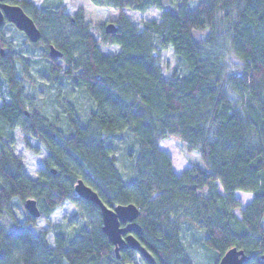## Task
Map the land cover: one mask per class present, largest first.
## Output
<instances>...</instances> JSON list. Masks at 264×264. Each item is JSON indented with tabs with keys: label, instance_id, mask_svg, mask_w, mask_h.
I'll use <instances>...</instances> for the list:
<instances>
[{
	"label": "trees",
	"instance_id": "1",
	"mask_svg": "<svg viewBox=\"0 0 264 264\" xmlns=\"http://www.w3.org/2000/svg\"><path fill=\"white\" fill-rule=\"evenodd\" d=\"M0 1L32 18L36 42L17 31L42 59L13 49L0 27V264L132 261L137 252L116 251L99 206L75 191L78 180L109 207L138 206L136 237L153 264H193L181 240L189 231L200 232L216 255L212 264L232 247L247 255L242 264H264V0H90L114 10L116 30L106 32L105 21L98 37L83 9L70 13L65 0ZM126 8L161 13L139 26ZM99 44L119 50L105 54ZM50 46L61 56L50 57ZM166 47L176 60L167 76L160 64ZM36 64L53 96L33 92ZM62 79L90 102L84 119L63 95L70 91ZM14 130L27 149L37 151L34 139L46 151L35 178L13 152ZM165 138L197 151L201 164L177 174L161 148ZM237 190L252 194L244 206ZM28 198L38 218L25 209ZM66 200L77 211L52 222ZM38 219L47 226L34 232Z\"/></svg>",
	"mask_w": 264,
	"mask_h": 264
},
{
	"label": "rangeland",
	"instance_id": "2",
	"mask_svg": "<svg viewBox=\"0 0 264 264\" xmlns=\"http://www.w3.org/2000/svg\"><path fill=\"white\" fill-rule=\"evenodd\" d=\"M36 5H41L47 3V0H31ZM67 5V11L70 13L75 12L77 9L82 8L85 12L86 22L90 25L91 32L95 35V37L99 36L100 24L106 22H111L110 20L113 18V11L107 6H98L92 3L90 0H65ZM168 6V4H166ZM126 16L135 24L142 26V21L146 19H158L160 17L161 10L156 8H150L145 12L136 11L133 9L126 8L125 9ZM18 29L10 22H5L1 26V31L9 40L10 46L13 49L22 50L25 56L28 58H33L35 60L42 61V59H37V49L33 46H30L24 37L17 31ZM101 51L105 54H112L119 50L117 45L105 46L103 44H99ZM163 74L165 76L169 75L172 67L176 64V60L171 52L169 47H166L161 53V61H160ZM34 76H35V85L37 87L33 92H43L46 91V95H52L55 91V87H51L46 89L47 85H42V81L39 76L45 75V71L42 66L34 68ZM63 87L68 90L69 95H66L63 92V95L67 96L68 100L71 101L73 106L76 109L78 116L81 119H84L86 111L90 108V102L86 98V95L75 86L71 85V82H67L65 79H62ZM31 85V84H30ZM26 82V87L30 86ZM73 87V89H72ZM53 96V95H52ZM46 108L47 112H51L53 102L51 100L46 99ZM1 103V100H0ZM41 103V102H40ZM14 142L12 144L14 154L18 155L22 159L23 169L26 175L30 178H35L37 176V170L43 167V158L46 155V151L43 147L34 139H31L30 142L32 145L38 147L37 151H33L27 149L24 146V143L21 138V134L18 130L13 131ZM168 142H165L168 140ZM165 142V143H164ZM165 144L164 148L171 154L170 156L173 158L174 162H180L178 166L183 168L189 165H200L201 159L199 153L197 151H185L181 148L179 143L173 138H165L161 141V144ZM219 191L221 192V188L218 186ZM242 192V191H241ZM242 199L241 203H245L244 199ZM16 213L20 220L24 217V211L22 210L20 203L14 200ZM245 204H242L244 206ZM77 211L76 205H74L71 201H64L60 206L56 207L54 211L50 215V219L52 222H56L61 220L63 217L73 214ZM236 215H239L238 209H234ZM47 226L46 222L42 219H38L35 223L34 227H31L32 231H37L38 229H43ZM181 240L184 245L185 251L192 260L193 264H212L213 259H215L216 255L203 247L201 244V234L196 231H189L186 233H182ZM131 260L134 264H146V261L138 254H134L131 257Z\"/></svg>",
	"mask_w": 264,
	"mask_h": 264
},
{
	"label": "water",
	"instance_id": "3",
	"mask_svg": "<svg viewBox=\"0 0 264 264\" xmlns=\"http://www.w3.org/2000/svg\"><path fill=\"white\" fill-rule=\"evenodd\" d=\"M12 23L18 30L22 31L31 42H36L40 37V31L32 18L24 12L18 4H10L0 1V27L5 23ZM106 32H114L116 26L112 22L105 25ZM4 50H0L3 55ZM49 56L52 58L61 56L53 46H50ZM75 191L87 200L96 203L101 212L102 231L108 240L115 246L116 251L123 248L134 249L148 264L154 263L152 254L139 242L136 234L141 232V227L136 218L139 208L133 203H119L114 206H107L97 194L81 180L74 186ZM27 212L34 218L40 216V211L34 198H28L24 202ZM247 260V255L242 249L229 248L219 259L218 264H242ZM124 264H134L133 261H126Z\"/></svg>",
	"mask_w": 264,
	"mask_h": 264
},
{
	"label": "crops",
	"instance_id": "4",
	"mask_svg": "<svg viewBox=\"0 0 264 264\" xmlns=\"http://www.w3.org/2000/svg\"><path fill=\"white\" fill-rule=\"evenodd\" d=\"M110 9H112V11H113V15H114V10H113V8H110ZM165 142H168V141H165ZM165 142H164V143H165ZM164 143H163V144L160 143L161 148L164 149L169 155H171V154H170V153L164 148V146H165ZM172 161H173V166H172V167H173L174 171H175L177 174L181 173V172L183 171V169L187 167V166H185V167H183V168H180V166H178V164L180 163L179 161H178L177 163H175L174 160H173V158H172ZM189 166H190V165H189ZM234 195H235V197L238 198L240 201H242V199H241L240 197H242V198L245 200V201H244L245 203L242 202V204H246V203L249 202L250 199L252 198V194H251V193H249V192H241V191H239V190L235 191Z\"/></svg>",
	"mask_w": 264,
	"mask_h": 264
}]
</instances>
